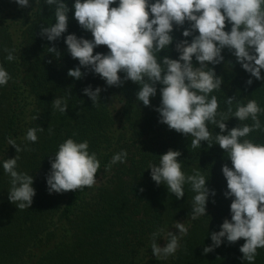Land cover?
Returning <instances> with one entry per match:
<instances>
[{
  "label": "trees",
  "instance_id": "obj_1",
  "mask_svg": "<svg viewBox=\"0 0 264 264\" xmlns=\"http://www.w3.org/2000/svg\"><path fill=\"white\" fill-rule=\"evenodd\" d=\"M29 2L31 7L21 8L14 0H0V66L11 77L7 85L0 86V264H248L239 251L243 239L235 244L225 240L212 252L203 253L204 247L212 244L211 233L220 230L225 218L231 219L232 198L223 195L227 182L221 171L224 164L232 166L227 153L214 140L201 142L200 148L193 149L191 136L159 123V114L154 111L160 103L159 85L157 95L151 98L152 107H145L136 98L139 85L131 81L121 87H107L104 80L90 72L81 80L69 77L68 70L78 66L79 61L71 58L64 37L74 33L91 40V33L80 28L70 11L67 32L55 42L47 41L39 35L40 27L55 23V6L46 5L45 0ZM74 2L65 0L70 9ZM225 30L229 31L230 25ZM182 32L180 28L172 35L176 40L185 39ZM53 44L61 53L59 58L48 52ZM5 48L16 49L15 60L6 59ZM108 51L106 46H99L94 54ZM165 55L178 58L175 42L157 54L158 58ZM222 55L224 62L209 65L223 79L221 88L209 94V99L217 97L218 112H227L226 100L233 96V112L237 101L246 104L256 100L264 109V81L253 78L248 85L249 74L231 52L224 49ZM193 63L199 66L195 58ZM88 85L106 88L96 105L82 92ZM69 90L68 108L62 114L53 108L52 101L65 97ZM258 118L264 126V113ZM226 124L230 130L239 124L251 125L252 120L239 122L231 117ZM37 127L44 131L37 132L35 143L24 139L29 128ZM208 128L213 136L220 132L211 123ZM9 137L30 150L16 153L8 144ZM68 138L77 143L87 140L89 152L97 154L100 169L96 183L76 191L49 194L46 175L50 160ZM241 139L264 144V131H253ZM168 149L182 153L178 159L186 175L199 170L207 179L206 186L216 191L215 197L208 198L207 215L192 219L195 193L189 184L184 185V197L177 200L164 184L158 186L151 179L149 163L159 164L160 155ZM122 150L127 152L126 161L107 168L112 156ZM16 155V170L34 179L36 195L26 209H19L8 199L11 178L2 165ZM176 222L188 228L179 240L180 247L167 258L155 257L152 233L163 229L156 238L163 247L168 231L179 234L174 228ZM254 264H264V248L257 249Z\"/></svg>",
  "mask_w": 264,
  "mask_h": 264
},
{
  "label": "clouds",
  "instance_id": "obj_2",
  "mask_svg": "<svg viewBox=\"0 0 264 264\" xmlns=\"http://www.w3.org/2000/svg\"><path fill=\"white\" fill-rule=\"evenodd\" d=\"M14 2L21 8L31 7L29 0ZM45 3L55 6V23L40 27L42 38L50 42L60 39L68 30L70 11L80 28L93 37L89 40L74 33L64 37L71 58L79 61L78 66L68 70L69 77L81 80L90 72L104 80L107 87H121L131 81L139 85L136 98L145 107H152L151 98L157 95L159 85L160 103L154 108L159 114L158 122L185 137L191 136L193 149L200 148L201 142L214 140L227 153L232 166L224 164L221 171L227 182L223 195L232 198L231 219L225 218L220 230L211 233L212 244L204 247L203 253L212 252L225 240L235 244L243 239L245 243L239 249L242 259L254 264L257 249L264 248V144L241 138L253 131H264L258 118L264 109L256 100L246 104L237 101L233 112L231 106L236 100L233 96L226 100L227 112H218L217 97L212 95L209 99V94L221 88L223 79L209 65L224 62L222 51L228 49L249 74L248 85L253 83V78L264 81V0H75L71 9L65 0H45ZM186 23L188 26L184 27ZM227 25L229 31L225 30ZM180 28L185 39L176 40L172 33ZM174 42L178 58L168 55L158 58L157 54ZM99 46H106L109 51L94 54ZM5 51L8 61L16 59V49L5 48ZM48 52L57 58L61 55L54 44L48 47ZM193 58L199 66L193 63ZM82 68L86 71H81ZM10 79L0 66V86L7 85ZM102 91L106 88L93 89L92 85L82 90L93 105ZM68 96L70 90L65 97L55 98L53 108L66 113ZM231 117L239 122L250 118L252 124H239L229 130L226 121ZM209 123L220 129L215 136L209 131ZM42 131V127L29 128L24 139L35 143L37 132ZM8 144L16 153L30 150L21 148L11 137ZM181 155L179 150L168 149L160 155L159 164L149 163L148 169L156 185L164 184L177 200L185 195L184 185L191 186L195 193L191 215L196 219L207 215L208 198L215 197L216 191L206 186L207 179L199 170L193 169L191 175L182 171L178 159ZM126 158L127 152L122 150L112 156L106 167L124 163ZM18 159V155L6 159L2 166L11 178L9 201L19 209H26L31 207L36 190L33 176L16 170ZM50 165L46 175L49 194L92 187L100 169L97 154L89 152L88 141L77 143L72 138L59 145ZM174 228L179 234L168 231L163 247L156 240L163 229L152 233L151 250L155 257L167 258L180 247L179 240L188 228L182 222H176Z\"/></svg>",
  "mask_w": 264,
  "mask_h": 264
}]
</instances>
